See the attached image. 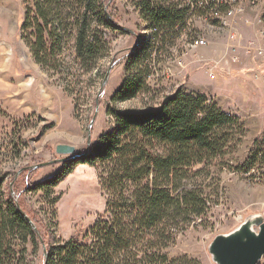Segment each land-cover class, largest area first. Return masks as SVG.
<instances>
[{
	"label": "rangeland",
	"instance_id": "rangeland-1",
	"mask_svg": "<svg viewBox=\"0 0 264 264\" xmlns=\"http://www.w3.org/2000/svg\"><path fill=\"white\" fill-rule=\"evenodd\" d=\"M103 1L114 22L133 33L105 31L110 43L109 55L92 67L71 62L61 73L38 64L21 38L24 0H0V176L6 178L0 187V196L1 193L11 194L39 234L36 242L32 239L26 243L13 242L15 254L11 264H44L43 244L83 239L98 220L105 218L106 196L97 170L87 164L76 165L74 171L54 187L51 195L31 190L34 184L52 177L62 168V163L54 162L64 157L56 153L58 144L74 145L79 154L85 152L101 89L99 110L91 128L92 144L115 126V120L107 115L109 105L120 110L157 106L165 96L181 88L179 76L184 68L174 63L176 54L185 53V61L188 56L206 61V52L211 48L214 53L224 51L223 45H227L229 51L235 50L246 40L247 34L238 29V39L234 40L230 38L231 32L219 28L216 22L212 26L197 20L173 45L179 49L175 52L164 49L157 54L154 58L156 74L145 78V74L135 70L140 61L128 60L134 46L147 40L149 34L146 20L137 7L139 0ZM260 5L254 7L251 0H244V12L237 16L235 27L247 6L259 9ZM260 23L263 29L264 17ZM197 35L204 36L208 45L189 49L187 44ZM70 45L67 54L74 60L72 41ZM129 64L131 76L143 77L142 91L132 99L112 104V96L127 78ZM110 66L109 79L103 85ZM210 66L206 64L202 70L206 72ZM247 133L245 128L236 131L227 139L222 155L195 165L183 178L182 188H197L207 197L209 208L202 219L193 222L163 250L169 258L164 264H214L208 252L213 238L231 231L249 214L264 211V183H249L240 174L253 165L261 143L258 138L250 142ZM43 163L48 164L32 168ZM157 263L163 264L161 260ZM258 264H264V257Z\"/></svg>",
	"mask_w": 264,
	"mask_h": 264
},
{
	"label": "trees",
	"instance_id": "trees-1",
	"mask_svg": "<svg viewBox=\"0 0 264 264\" xmlns=\"http://www.w3.org/2000/svg\"><path fill=\"white\" fill-rule=\"evenodd\" d=\"M24 2L21 38L34 60L50 70L64 73L71 62L94 66L109 55L105 31L124 32L103 0ZM137 3L149 34L128 60L140 61L135 70L146 78L153 54L180 38L188 9L179 0ZM71 41L74 60L67 54ZM131 70L129 64L127 78L112 96V104L142 91L143 77L131 76ZM107 115L115 120L112 130L101 134L84 156L67 158L56 174L31 188L51 195L76 165L87 164L97 170L106 196L105 218L83 239L46 245L47 264L167 263L163 250L209 208L207 197L197 188H182L183 178L195 165L222 155L227 139L244 128L239 117L224 112L210 97L183 88L165 96L157 106L120 110L109 105ZM5 179L0 176V187ZM1 194L0 264H11L13 242H36L39 234L15 198Z\"/></svg>",
	"mask_w": 264,
	"mask_h": 264
},
{
	"label": "crops",
	"instance_id": "crops-1",
	"mask_svg": "<svg viewBox=\"0 0 264 264\" xmlns=\"http://www.w3.org/2000/svg\"><path fill=\"white\" fill-rule=\"evenodd\" d=\"M262 17L264 0L259 9L247 6L244 16L236 24L238 32L248 35L244 44L230 51L227 45H223L221 53H214L211 48L206 52V61L188 56L186 67L179 76L181 88L185 91L206 95L224 112L239 117L250 142L256 138L264 140V83L255 77L257 72H264V54L259 56L255 51L248 53L246 50L264 45L260 32ZM217 62L214 77L209 76V69L202 70L206 64Z\"/></svg>",
	"mask_w": 264,
	"mask_h": 264
},
{
	"label": "water",
	"instance_id": "water-1",
	"mask_svg": "<svg viewBox=\"0 0 264 264\" xmlns=\"http://www.w3.org/2000/svg\"><path fill=\"white\" fill-rule=\"evenodd\" d=\"M117 26L125 31L133 33L131 30L124 28L121 25ZM137 46L138 44L134 46L133 50H135ZM111 69L112 66L108 68L105 74L103 85L107 83ZM101 92L96 100V113L89 125L88 147L85 152L79 154L74 145L58 144L56 146V153L63 155L64 157L57 159L54 162L62 163L67 158H80L89 151V148L92 145L91 128L99 110V96ZM47 164L48 163L38 164L32 168L36 169ZM31 222L36 228L33 221ZM208 252L214 264H258L264 257V211L251 213L231 231L217 234L208 245ZM43 253L45 256L44 264H47L48 250L45 244H43Z\"/></svg>",
	"mask_w": 264,
	"mask_h": 264
},
{
	"label": "built area",
	"instance_id": "built-area-1",
	"mask_svg": "<svg viewBox=\"0 0 264 264\" xmlns=\"http://www.w3.org/2000/svg\"><path fill=\"white\" fill-rule=\"evenodd\" d=\"M183 3V5L187 6L188 14L186 17L185 27L182 30V34L187 33L191 30V27L197 20H203L204 22H212V26H215V21H224V30H229L230 38L237 40V29L235 27L236 18L239 13L244 12V0H179ZM251 3L254 7H258L260 5V0H251ZM226 6V8H225ZM261 35L264 38V28L261 30ZM208 45V41L204 36L197 35L192 37L187 44L189 49H199L206 47ZM186 47L185 45H182ZM180 47L171 46L168 48L172 52H175L176 49ZM256 52L257 55L262 56L264 54V45L258 49H254L249 47L247 52ZM185 53L181 55L175 56L174 63L181 69L185 68L186 61L183 57ZM157 53L153 54V58L150 61L151 72L148 78H153L156 74L155 69V57ZM236 61L237 58H234ZM216 67L217 63H212L209 67V75L210 77H214L216 75ZM255 77L261 80L264 83V72H257ZM259 156H256V160L252 166H250L246 171H240V174L249 182V183H264V140L261 141L259 146Z\"/></svg>",
	"mask_w": 264,
	"mask_h": 264
},
{
	"label": "bare ground",
	"instance_id": "bare-ground-1",
	"mask_svg": "<svg viewBox=\"0 0 264 264\" xmlns=\"http://www.w3.org/2000/svg\"><path fill=\"white\" fill-rule=\"evenodd\" d=\"M215 22H216V25L219 26V28L222 27V28L224 29V21H215ZM206 23H207V22H206ZM208 23H209L210 25H212V22H208ZM148 76H149V75H148ZM256 156H259V150H258Z\"/></svg>",
	"mask_w": 264,
	"mask_h": 264
}]
</instances>
